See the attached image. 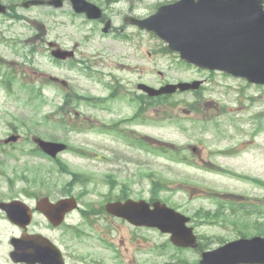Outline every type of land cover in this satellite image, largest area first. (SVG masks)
Listing matches in <instances>:
<instances>
[{
  "label": "rangeland",
  "instance_id": "374dc122",
  "mask_svg": "<svg viewBox=\"0 0 264 264\" xmlns=\"http://www.w3.org/2000/svg\"><path fill=\"white\" fill-rule=\"evenodd\" d=\"M2 1L14 4L22 0ZM141 5L137 12L146 16L154 12L157 0H141ZM121 7L128 14L127 6L122 4ZM15 9L20 18L12 14L0 15V69L2 72H16L17 76L12 82V89L0 84V144H5L4 140L13 131H17L22 138V141L16 142L20 147L0 153V158L7 160L5 165L0 166L7 173L6 176L16 180L19 187L24 185L19 178L21 176L29 177L32 184L39 178L51 191H59L68 180L70 173L62 171L57 163L21 151L36 145L32 140L35 136L79 145L93 157L113 158L117 154L118 158L111 163L65 152L60 156L68 164L69 172L78 173L80 177L102 178L105 173L115 169L118 175L115 191L124 189L133 197L148 199L151 196L153 181L147 177L151 176L156 181L157 197L192 218L194 213H200V222L206 221L196 229L202 236L201 246L205 249L178 253L169 243V235H157L158 243L168 242L169 245L162 252L157 250V255L155 251L153 254L151 251L140 254L153 255L159 264L167 262L172 254L182 255L192 262L201 259L204 250L217 248L242 236L264 233L263 85L251 84L223 72L181 64L177 54L163 50L166 45L163 40L144 31L142 55H136L127 62L136 64L135 71L118 74L141 78L142 82L155 87L166 81L167 85L203 81L198 91L163 93V96H169V103L149 109V119L139 129L142 137L158 152L144 147H130L124 141H114V137L101 134L96 128L89 130L86 126L84 128L88 130L74 132L55 123L61 119L56 112L57 91L54 84L46 79L60 70L58 72L46 41L39 36L43 25H46V39H54L59 31L56 21L61 17L55 9L47 6H17ZM32 46L36 48L34 54L30 52ZM85 52L87 55L81 58L86 61L100 59L94 57L92 50ZM61 73L76 79L85 91L90 90L92 83L75 76V73L71 74L66 66ZM2 78L4 76L0 74ZM22 82L41 89L44 99L31 100V94ZM94 86L92 90L103 92ZM194 106L200 109L199 113L195 112ZM82 110L89 113L87 107ZM165 111L170 115L164 117ZM159 147L165 153L160 152ZM177 151L180 152L179 159L172 156ZM218 166L229 172L219 171ZM4 176L0 173V190H6ZM97 189L105 191L107 187L99 184ZM221 202L225 205L223 215L218 220H212L217 216L209 218L206 212L221 213L218 207ZM244 206L246 210H243ZM254 206L260 208L262 213L257 210L247 212L255 210ZM232 208L237 211L234 212ZM209 219L213 222H209Z\"/></svg>",
  "mask_w": 264,
  "mask_h": 264
},
{
  "label": "flooded vegetation",
  "instance_id": "af4514ba",
  "mask_svg": "<svg viewBox=\"0 0 264 264\" xmlns=\"http://www.w3.org/2000/svg\"><path fill=\"white\" fill-rule=\"evenodd\" d=\"M88 1L101 8V18L91 19L87 13L76 12L71 0H64L57 9L63 18L57 22L55 45L75 55L57 63L76 62L92 82L102 86L103 92L92 90L93 84L85 91L76 79L58 73L54 80L58 112L72 114L78 121L76 128L89 126L137 143L142 139L139 127L144 114L156 108L159 99H166L144 93L139 87L141 78L118 74L135 71L136 64L127 62L142 55L143 30L133 22L143 17L137 12L141 0ZM174 1L157 0V7ZM122 4L127 6L128 14L122 11ZM71 27L74 35L67 31ZM90 50L100 59L78 58ZM84 107L89 113L82 110ZM80 148L72 146L67 153ZM115 158L117 154L108 157V163ZM6 163L0 159V165ZM116 173L113 169L102 178L69 176L59 191L46 189L39 178L32 184L29 177L21 176L24 185L19 187L12 177H5L6 190H0V264H159L153 255L142 256L140 252L155 251L157 255L156 236L167 234L157 227L132 223L107 208L111 203L142 198L124 189L116 192ZM99 184H105L107 190L99 191ZM61 200H65L64 206L57 207Z\"/></svg>",
  "mask_w": 264,
  "mask_h": 264
},
{
  "label": "water",
  "instance_id": "95a60500",
  "mask_svg": "<svg viewBox=\"0 0 264 264\" xmlns=\"http://www.w3.org/2000/svg\"><path fill=\"white\" fill-rule=\"evenodd\" d=\"M63 0H29L35 4L62 6ZM78 11H88L91 17H100L96 6L83 0H74ZM7 6L0 1V13ZM97 11V13H94ZM94 13V14H93ZM143 28L154 31L179 51L190 63L208 69H219L235 76L246 77L250 82L264 84V0H181L161 7L156 14L139 21ZM201 82L167 85L155 89L142 84L151 95L173 93L178 88H199ZM15 139V138H14ZM42 149L53 156L66 145L37 139ZM142 206V212H138ZM135 210L132 211L131 209ZM115 212L139 224L158 226L172 233V240L182 246H196L193 228H187L185 217L161 202L150 211L145 200L116 206ZM202 264L264 263V237L239 239L203 254Z\"/></svg>",
  "mask_w": 264,
  "mask_h": 264
},
{
  "label": "trees",
  "instance_id": "16d2710c",
  "mask_svg": "<svg viewBox=\"0 0 264 264\" xmlns=\"http://www.w3.org/2000/svg\"><path fill=\"white\" fill-rule=\"evenodd\" d=\"M208 214H210L209 212H208ZM264 234V233H263Z\"/></svg>",
  "mask_w": 264,
  "mask_h": 264
}]
</instances>
